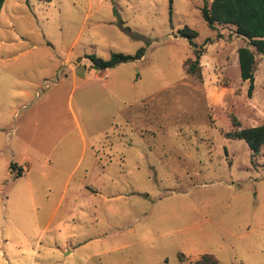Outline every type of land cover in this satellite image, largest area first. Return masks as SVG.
I'll list each match as a JSON object with an SVG mask.
<instances>
[{"label":"rangeland","instance_id":"rangeland-1","mask_svg":"<svg viewBox=\"0 0 264 264\" xmlns=\"http://www.w3.org/2000/svg\"><path fill=\"white\" fill-rule=\"evenodd\" d=\"M205 1L4 0L0 264H264V144L252 156L227 135L230 113L264 122V53L209 26ZM185 24L201 80L185 71Z\"/></svg>","mask_w":264,"mask_h":264},{"label":"trees","instance_id":"trees-1","mask_svg":"<svg viewBox=\"0 0 264 264\" xmlns=\"http://www.w3.org/2000/svg\"><path fill=\"white\" fill-rule=\"evenodd\" d=\"M3 2L4 0H0V10ZM200 11L209 26H213L215 22L232 24L236 33L246 37L249 44H252L257 51L264 53V0H211L209 3L205 1L200 7ZM178 32L180 35L186 36L193 47V56H187L183 61L185 71L201 80V48L197 47L193 40L197 31L185 24L178 28ZM143 52L144 48L141 46L134 53L113 51L106 58L94 53L89 57L92 66L106 68L120 62L140 58ZM237 55L240 76L242 79L249 80L248 95H251L256 62L254 50L248 45H241L237 48ZM230 118L236 128L228 131L227 135L243 138L251 150V155L258 154L264 144V122L240 126V120L235 114L230 113ZM12 165L13 162L10 163V167ZM20 173L21 168L17 169V174ZM218 262V258L213 253L203 252L193 261V264H218Z\"/></svg>","mask_w":264,"mask_h":264},{"label":"crops","instance_id":"crops-1","mask_svg":"<svg viewBox=\"0 0 264 264\" xmlns=\"http://www.w3.org/2000/svg\"><path fill=\"white\" fill-rule=\"evenodd\" d=\"M232 25V24H231ZM234 27V26H233ZM255 71V70H254Z\"/></svg>","mask_w":264,"mask_h":264}]
</instances>
